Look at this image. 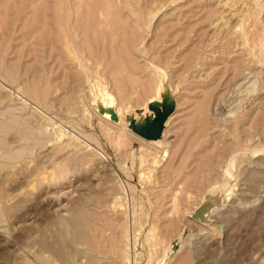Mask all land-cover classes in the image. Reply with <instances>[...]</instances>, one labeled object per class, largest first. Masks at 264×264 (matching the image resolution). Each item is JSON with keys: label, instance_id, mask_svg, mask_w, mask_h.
I'll use <instances>...</instances> for the list:
<instances>
[{"label": "rangeland", "instance_id": "obj_1", "mask_svg": "<svg viewBox=\"0 0 264 264\" xmlns=\"http://www.w3.org/2000/svg\"><path fill=\"white\" fill-rule=\"evenodd\" d=\"M249 4L246 46L219 0H0V264H264V0ZM161 82L160 146L106 123L101 101L120 123Z\"/></svg>", "mask_w": 264, "mask_h": 264}, {"label": "bare ground", "instance_id": "obj_2", "mask_svg": "<svg viewBox=\"0 0 264 264\" xmlns=\"http://www.w3.org/2000/svg\"><path fill=\"white\" fill-rule=\"evenodd\" d=\"M99 1V0H98ZM220 2H221V4H222V7H223V10L221 11V13H220V15H219V21H218V26L219 27H221V26H224L223 24H225L224 22H226L227 24H228V22L229 23H231V20H235L236 22L232 25H230L231 27H232V29H234V32H240L241 33V37H242V42L241 43H243L244 45H246V46H248L249 45V37H248V34H247V31H246V29L244 28V22L246 21V19L248 18L247 17V14H246V12L248 11V9H247V11L245 12V7H246V5H248L249 3H251V4H255L256 5V3H258V1L259 0H219ZM250 5V4H249ZM7 9V8H6ZM217 24V23H216ZM226 24V25H227ZM218 26H216V27H218ZM218 27V28H219ZM224 28V27H223ZM240 37V38H241ZM64 42H65V45L64 46H66V48H67V50H68V52L72 55V57H75V58H77V50H76V48L74 47V44H73V42H72V40L69 38V36L68 35H66V34H64ZM261 42V41H260ZM240 43V42H239ZM241 45V44H240ZM239 48V47H238ZM254 49V48H253ZM260 49H262V46H261V48ZM259 51H261V50H259ZM262 53L264 54V52L262 51ZM162 80H164V79H161L160 81H162ZM159 81V82H160ZM163 82V81H162ZM162 82L161 83H158V85H157V90H156V94L154 95H152L149 99H148V101H147V103L146 104H144V106L143 107H140L139 108V110H140V112L138 113V112H136V113H138L137 114V117H135L134 115H132V113L131 112H128V111H126L127 113L125 114V117L124 118H119L118 120L120 121V123L119 122H117L115 119H112L111 118V111H113L114 113H115V115H116V119H117V117H118V113L117 112H115V110H113V106H111V105H105V102H103V101H101L100 102V108H101V110L102 111H104L105 113H107V115H109V117H110V120H106L107 122L106 123H108V124H110V125H113V126H118V125H120V124H124V121H125V126H128L129 125V118H131V117H134L136 120H140L142 117H144V116H147V115H151L152 113H148L150 110L148 109V104L151 102V101H161V100H159V98H160V96H163V94H165V92H167V91H169L170 92V94H171V96H173L174 94H173V92H172V90L170 89V86L169 85H165V84H162ZM164 83V82H163ZM102 86H98V88H99V90L101 91V89H103V88H101ZM103 91V90H102ZM106 91V90H105ZM95 94L97 95V97H98V93H96L95 92ZM95 95V96H96ZM111 94L109 93L108 94V92H107V95H106V98H110V97H112V95L110 96ZM101 97H104V95L102 94V96ZM105 98V99H106ZM174 98V97H173ZM104 99V98H103ZM119 112H120V110H119ZM104 116V115H103ZM102 116V117H103ZM104 117H106V116H104ZM103 117V118H104ZM109 119V118H108ZM19 120V119H18ZM15 121V120H14ZM15 123V122H14ZM121 125V126H122ZM118 128V127H117ZM124 128V127H123ZM129 131H131V130H129ZM41 132H43V131H41ZM137 135V134H136ZM162 136H163V134H162ZM162 136L159 138V139H156V140H147L146 141V139L144 140V139H142V140H144V141H146L148 144H154V145H158V146H160V144H162V141H161V139H162ZM141 139V138H140ZM140 142V141H139ZM0 144H1V142H0ZM2 145V144H1ZM0 145V146H1ZM4 145V144H3ZM162 146V145H161ZM154 150V149H153ZM157 150V149H156ZM151 155V154H150ZM146 157V156H145ZM156 156H154V158H155ZM144 158V155L142 156V158L141 159H143ZM142 161H144V160H142ZM141 161V162H142ZM146 161V160H145ZM159 162V160H155L154 159V163H158ZM220 184H224V183H220ZM216 185V186H214V187H212L211 188V190L208 192L209 194H207L208 195V197L205 199L206 201V203H209V204H211L212 202H216V201H219V200H221L220 198H221V196L219 195V192H220V187L221 186H224V185ZM224 189H226V188H223V191H226V190H224ZM225 193V192H224ZM221 194V193H220ZM225 196V195H224ZM204 202V203H205ZM222 202V201H221ZM8 204V203H7ZM217 210H219L218 208H217ZM216 212V211H215ZM212 214V213H211ZM191 215V214H190ZM208 217V216H207ZM78 227V226H77ZM78 231V230H77ZM65 238V237H64ZM176 241V240H175ZM175 241H171L169 244H168V246L167 247H165V249H164V251H165V254H164V259H166L169 255H171V253L173 252V250H174V247L177 245V243L175 242ZM178 241V240H177ZM151 243H153V242H151ZM160 264H162V261L160 262Z\"/></svg>", "mask_w": 264, "mask_h": 264}, {"label": "water", "instance_id": "obj_3", "mask_svg": "<svg viewBox=\"0 0 264 264\" xmlns=\"http://www.w3.org/2000/svg\"><path fill=\"white\" fill-rule=\"evenodd\" d=\"M148 109L152 112L151 115L142 117L140 120H136L134 117L129 118V129L133 133L137 134L146 140H156L162 136V131L165 126V121L172 114L175 108V102L173 96L167 91L162 96V100L151 101L148 104ZM136 112H140L139 109ZM111 118L116 119V115L111 111ZM212 204L204 203L193 214V218L203 219V214L207 211Z\"/></svg>", "mask_w": 264, "mask_h": 264}]
</instances>
